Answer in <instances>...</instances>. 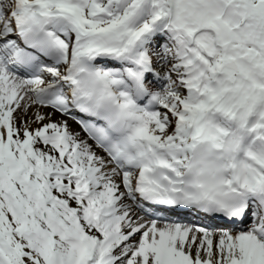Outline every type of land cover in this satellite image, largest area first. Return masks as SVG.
<instances>
[{"label": "snow or ice", "instance_id": "obj_1", "mask_svg": "<svg viewBox=\"0 0 264 264\" xmlns=\"http://www.w3.org/2000/svg\"><path fill=\"white\" fill-rule=\"evenodd\" d=\"M0 264H264V0H0Z\"/></svg>", "mask_w": 264, "mask_h": 264}]
</instances>
